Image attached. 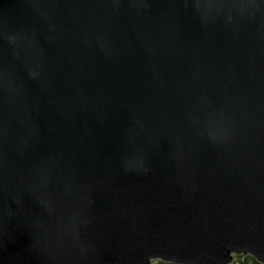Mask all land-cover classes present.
Wrapping results in <instances>:
<instances>
[{"label": "water", "instance_id": "water-1", "mask_svg": "<svg viewBox=\"0 0 264 264\" xmlns=\"http://www.w3.org/2000/svg\"><path fill=\"white\" fill-rule=\"evenodd\" d=\"M264 264V0H0V264Z\"/></svg>", "mask_w": 264, "mask_h": 264}, {"label": "trees", "instance_id": "trees-1", "mask_svg": "<svg viewBox=\"0 0 264 264\" xmlns=\"http://www.w3.org/2000/svg\"><path fill=\"white\" fill-rule=\"evenodd\" d=\"M152 264H165L164 262H153ZM166 264H172V263H166ZM232 264H261L258 262L254 257L249 255H239L235 256L234 261Z\"/></svg>", "mask_w": 264, "mask_h": 264}]
</instances>
